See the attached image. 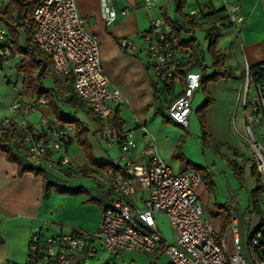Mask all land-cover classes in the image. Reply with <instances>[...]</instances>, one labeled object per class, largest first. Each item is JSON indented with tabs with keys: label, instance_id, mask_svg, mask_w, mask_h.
<instances>
[{
	"label": "built area",
	"instance_id": "1",
	"mask_svg": "<svg viewBox=\"0 0 264 264\" xmlns=\"http://www.w3.org/2000/svg\"><path fill=\"white\" fill-rule=\"evenodd\" d=\"M101 1L105 23L112 24L117 15L108 4L113 0ZM145 7L153 12L150 0L145 1ZM222 7L225 24L236 30L244 25L246 18L240 5L222 0ZM126 13L121 11L122 15ZM153 14L142 37L147 44L148 66L159 86L167 90L181 86L166 110V119L186 129L192 112L191 101L201 88L203 73L180 69V54L190 55V50L159 14ZM32 18L36 46L51 60L52 74L57 78L71 77L75 93L98 120L97 139L110 147L117 144L119 155L109 162L103 174H93L105 186L110 200L102 211L96 232L81 234L70 230L66 234L44 236L40 230L34 231L27 243L26 264H71L75 259L77 264H90L98 250L94 242L108 255L126 251L153 255L163 251L170 264H264V259L259 257L264 256L261 226L249 233L248 249H245L237 216L232 215V250L228 251L225 236L205 219L198 201L200 174L190 169L174 173L158 155L147 128L140 126L143 143L139 146L133 131L112 124L115 107L123 101V96L109 85L102 72L98 38L86 30L74 0H41ZM6 35L4 26L0 25L1 67L12 50ZM119 43L122 50L134 48L128 39ZM255 66L253 70L247 62L244 64L237 103L247 114L246 136L240 137L249 147L253 166L264 187V62ZM36 103L46 104L43 98L34 104L24 96L14 100L8 108L9 114L0 118V135L8 133L31 167L50 174L60 173L61 169L72 167L66 157V147L72 139L70 125H59L45 117H41L39 125H32L28 117L34 114ZM140 196L144 200L142 209L136 207ZM156 214L169 220L175 243L167 245L163 241Z\"/></svg>",
	"mask_w": 264,
	"mask_h": 264
},
{
	"label": "crops",
	"instance_id": "2",
	"mask_svg": "<svg viewBox=\"0 0 264 264\" xmlns=\"http://www.w3.org/2000/svg\"><path fill=\"white\" fill-rule=\"evenodd\" d=\"M145 1H111L108 7L117 16L112 24L107 25L102 15L103 1L74 0L78 15L85 20L86 30L98 38L102 72L107 76L109 85L120 91L123 96V101L115 107V110H118L119 118L122 120V128L134 132V140L138 142L139 146L143 143L140 126L147 128L150 131L158 155L176 174L189 170L183 168L181 162L175 159L174 154L178 151V148H180L181 154L187 163L205 168L214 183V191L211 193L205 184L199 185L196 189L198 201L205 219L213 225L218 233L225 236L226 245L232 248L231 216H237L239 234L244 243L245 223L242 217L264 216V208L259 207L262 206V203L257 207L258 211L251 210L249 206L246 208L244 206L243 196H246L244 192H248L249 189H246V183L243 186L238 178L243 173L245 180L248 168L241 159L242 156H240L241 152L238 147L231 143L225 135H218L215 130L217 127L216 121H208L211 139L227 146L219 149V155L211 150H206L201 140H199V133H192L190 126L183 129L166 119L165 113H162L160 108L167 110L176 94L181 90V86H176L174 90H166L156 84L148 66L147 44L142 37L149 29L150 20L154 16L153 13L162 17L160 12H166L169 20L172 22L177 21L178 26L182 28L181 40L185 42L191 38L196 40L199 65L203 68L205 67V54L202 51L201 43L195 37V32H203L204 36L205 28L217 26L220 29V37L216 43L215 51L223 55V67L231 73L232 77L219 79L217 83L208 81L204 86V90L201 85L199 90L202 91V94L200 92L198 97L203 100L206 91L210 93L209 91L212 88H217L218 83H221L222 86L226 85L230 107L232 106L236 110L234 107L235 96L242 88L244 64L247 62L250 66H255L264 62V0H228V2L240 5L245 14L244 25L237 30L233 26L225 24V11L222 7V0H155L158 11L153 7V12L146 9ZM6 3L7 0L0 1V14ZM179 3L182 7V14L194 18L191 25L182 21L176 12ZM187 7H189V10L184 12ZM124 10L127 11L126 15L121 14V11ZM166 26L169 27L167 24ZM169 29L172 31L170 27ZM121 39H128L133 42L134 48L122 50L119 43ZM18 56L12 57L10 54L9 57L15 60L17 64L20 60ZM207 56L211 62L208 54ZM179 58L180 69L188 72L191 66L190 55L182 52ZM12 66L14 67V65ZM208 68L213 74V68L211 66H208ZM193 70L200 71L198 65ZM50 73L52 74L51 68ZM58 79L61 81L65 77ZM20 80L22 81L21 77ZM58 84V88H60L61 85ZM55 86L50 88L54 89ZM155 93H157L159 103L154 99ZM24 94L30 98L29 101L33 104L39 99L35 96L32 97L29 90H25ZM60 104L59 107L62 113L78 118L89 130L90 137L88 141L91 144L94 156L95 148L99 149L103 146L96 137L98 129L96 117L87 115L84 111L74 114V110ZM35 105L34 114L28 118L30 120L36 115L39 116V120L35 123L31 122L32 125H39L41 117L56 121L50 111L49 104L36 103ZM84 107L87 111L90 109L86 103ZM237 107H239L238 103ZM226 110L228 112L224 114L223 120L226 131L229 130V118H234V123L239 124V126L243 125L242 115L237 117V113L231 115L232 110L230 108ZM8 112L5 111L4 117ZM81 112L87 118L84 119ZM89 117L93 118V123H90ZM70 129L72 139L66 147V157L69 164L75 169L88 168L90 175L94 173L103 174L102 170L97 167L92 168L89 166L83 149L76 145L74 127L70 125ZM91 138L94 141L92 143L90 142ZM104 153V159H98L95 156L94 158L103 163L115 159L109 155L108 151ZM231 166L235 167V170ZM238 174L239 177H236ZM251 183V187L255 186V182L251 180ZM42 186L41 176H36L31 172L19 174L17 163L8 161L6 154L0 150V264H26L27 243L34 231L40 230L44 236L66 234L70 230H75L81 234L96 232L101 222L102 210L110 202L108 193L103 188L107 202L98 198L97 195L102 193L101 190L91 194V202L87 200L89 197L83 192L79 194L51 192L48 196H45ZM139 199L136 207L142 209L144 200L141 199V196ZM248 221L249 233L253 231V228L264 224L258 221L256 217ZM163 241L165 240L163 239ZM162 256L166 255L163 251H158L149 260L152 264H158V262H161ZM140 257L142 256L133 255V252L126 251L120 255H109L108 259L105 258L103 262L105 264H126L127 262H129L127 264H135L143 260H139ZM71 264H77V260L75 259ZM161 264L163 263L161 262Z\"/></svg>",
	"mask_w": 264,
	"mask_h": 264
},
{
	"label": "trees",
	"instance_id": "3",
	"mask_svg": "<svg viewBox=\"0 0 264 264\" xmlns=\"http://www.w3.org/2000/svg\"><path fill=\"white\" fill-rule=\"evenodd\" d=\"M41 0H7L6 6L3 8V11L0 14V25L4 26L7 32V38L11 41L12 50L20 53L23 57L22 63L18 65L16 71L17 74L22 76V87L26 90L31 92L32 97H38L45 100V103L49 104L50 111L55 117L57 123L59 125L67 124L74 127L75 130V139L76 145H79L83 149V153L85 158L88 161L90 167H97L98 169L104 171L110 165L108 163L99 162L96 158H94L92 153L91 144H89L88 138L90 136L89 130L85 127V125L74 116L67 115L62 113L61 108L59 107V103L61 106L65 107H74L75 111H84L87 115L91 112L90 109L85 110V103L75 94L74 88L72 87V79L70 76H66L64 79V85L66 88L70 89V97L63 98L61 100V89L58 88L59 82L58 78H54V84L56 85L54 89L45 88L43 86V80L50 77V68H51V60L48 56H45L40 52L38 46H36L34 40V21L32 18V12L34 8L39 5ZM181 4L179 3L176 9L179 17L182 21L191 25L194 21V18L189 16H184L181 12ZM164 22L172 29L178 38L181 40L182 28L178 26L177 21H170L167 17L166 12H160ZM220 37V29L216 26H211L205 28V35L204 39L209 41V45L207 48V54L211 59V68H213L214 73L206 78L202 77V88L204 90V86L206 81L217 83L219 79H229L231 78V73L223 67V55L219 52L215 51V46ZM182 45L190 50V67L189 71L193 70L194 67L198 65V68L203 73V68L199 65V57L197 54V44L196 40L188 39V41L182 40ZM0 65V69H1ZM253 70H256V66H252ZM166 89V88H165ZM167 90V89H166ZM154 99L159 103V98H157V93L154 94ZM205 102H208V98ZM205 104V103H204ZM203 107V106H202ZM202 107L199 109L201 110ZM92 113V112H91ZM112 118V124L117 128L122 127V120L119 118L118 110H115ZM95 116V115H94ZM97 120V118H96ZM164 122H166L164 120ZM201 125L206 130L205 121L201 119ZM97 126L99 127V123L97 120ZM210 136L208 131H205L204 137ZM204 143V141H203ZM207 142L205 143V146ZM0 150L6 154V159L10 162L17 163L19 167V174L23 172H31L34 175H39L43 181V189L44 195L48 196L52 191H56L57 193L61 194H79L80 192L87 194V200L91 201V194L87 191V189L80 187L78 188H71V187H63L57 184L55 181L48 182L47 173L39 168L31 167L25 160L23 156V152L20 151L21 148L17 146L16 142L10 138L8 133H4L0 135ZM175 159L181 162L182 167L195 170L200 174L202 184L208 188V190L213 193L214 191V183L210 179L209 173L197 165H190L184 159L183 155L181 154L180 148L174 154ZM251 173L255 174L258 179V176L255 172V167L251 165ZM233 170L235 167L231 166ZM60 173L64 176L71 178L74 176H89L90 173L88 168H79L75 169L72 167H66L65 169H61ZM259 190L260 187L257 185ZM92 202V201H91ZM252 209L254 211H258L257 204L255 199L252 198ZM103 211V210H102ZM260 213V212H259ZM264 223V218L260 220ZM264 225V224H262ZM260 259H264V256H259Z\"/></svg>",
	"mask_w": 264,
	"mask_h": 264
},
{
	"label": "rangeland",
	"instance_id": "4",
	"mask_svg": "<svg viewBox=\"0 0 264 264\" xmlns=\"http://www.w3.org/2000/svg\"><path fill=\"white\" fill-rule=\"evenodd\" d=\"M153 5H154V9L156 11H158V5L156 4L155 0H150ZM153 9V10H154ZM152 10V11H153ZM189 10V7L184 9V12H187ZM195 37L196 39L201 43V47H202V51L205 54V64L203 67V73H204V77L208 78L212 75V71L208 68V66H211V62L207 56V48L209 45V41L204 39L203 36V32L200 31H196L195 32ZM11 55L12 57L15 55H19L18 58H20L19 62L16 64L15 60L11 59L10 57H8L7 60H4L3 64H5L6 62H9L8 64H5L4 66H2V68L0 69V118L4 117L5 115V111H8V108L10 106V104L16 100V99H20L23 96L26 99H30L27 97V95L24 94L25 90L22 87V82L20 80V77L22 79V76L20 74H17V67L18 65H20L22 63V55L14 50H11ZM17 61V60H16ZM14 65V67L12 66ZM51 74V73H50ZM20 77H19V76ZM56 78L53 74H51L50 77H47V79L43 80V86L45 88H50V87H54V78ZM58 82L61 85V100L63 98H69L70 97V89L66 88L64 86V80H58ZM206 83H208V81H206ZM223 89V90H220ZM222 91V92H221ZM202 91L201 90H197L195 92V98L191 101V115L189 118V124H188V128L190 126V130L192 133L197 132L199 133V140H201L203 147L207 150H211L213 153H215L216 155H219V149L221 147H227L224 144H220L219 142L211 139V135L210 136H206L204 137L205 131L207 130L208 133L210 134V125L208 124V121H216L217 122V127L215 128V130L217 131L219 136H226L227 138H229L230 142L235 144V146L238 147L239 151L241 152V159L243 161V163L245 164V166H247L248 171H247V178H245L244 180V176L243 173L242 176L240 178H238V181H240V183L244 186L245 184V188L249 189L248 192L245 191L244 193L246 194V196H243V200L245 202V208L247 206H249V208L252 210V198L255 199V202L257 204V207L259 206V204L262 206H259L261 208H264V187H262V185L260 184V182L257 180V177L255 176V174L251 173V166L253 165V161L251 158V152H249V147L247 145V143L240 137L241 135H245L246 136V129H245V124L243 123L242 126H239V124L234 123V118L230 119V121L228 122V127L229 130H225L224 129V124H223V120H224V114L226 112H228L226 109L230 108L232 110L231 115L234 113H237V117H240V115H242V119L244 120V118H246V113L243 112L242 109H240V107H237V99H238V95L235 96V109L231 106L230 107V101H229V95H227L226 92V85L222 86L221 83H218L217 88H212L211 91H209L210 93H208L206 91L205 95L203 96L204 99L201 100L200 97H198V94ZM76 94V93H75ZM208 98V102H205L206 99ZM205 103V104H204ZM203 106V107H202ZM202 107L201 110H199ZM68 108V107H67ZM69 109L74 110V107H69ZM160 111H162V113H165V116H167V112L166 110H164L163 108H160ZM79 112V110L74 114H77ZM9 113V112H8ZM8 113H6V116L8 115ZM82 116L85 119V117L87 118V116L84 115L83 112ZM90 116H93L95 118V116L90 112L89 113ZM37 118V120H36ZM204 119L205 121V125H206V130L205 128L202 127L201 125V119ZM39 120V116L34 115V117H32L30 119V122L35 123L36 121ZM89 121L90 123H93V118L89 117ZM183 130V129H182ZM90 137V136H89ZM204 141V143H203ZM91 143L94 142L93 139L91 138ZM207 142V145L205 146V143ZM103 146H101L99 149L95 148L94 150V156L98 159H104L105 158V151H108L109 155L111 157L114 158H118L119 155V148L117 146V144H113L111 147L108 146V144H104L102 143ZM182 144V143H181ZM180 144V145H181ZM105 148V149H104ZM222 156V155H221ZM220 156V157H221ZM47 178H48V182L51 181H55L57 184H59L60 186L63 187H71V188H78L80 189V187H83L85 189H87V191L90 194H94V192H98L99 190L102 191V193H98V198L102 201H106V195L104 194V191L102 190V188L106 191L105 186H102L101 183L99 182V180L97 179V177L93 176V175H89V176H74L71 178H68L66 176H64L63 174H60L58 172H54V173H47ZM236 177H239V174L236 175ZM251 180L253 182H255V186L251 187L252 183ZM66 185V186H65ZM257 185H259L260 189L256 190ZM52 192H56V191H52ZM259 200V202H258ZM256 217V219L258 218V221H260L262 218H264V216H253ZM253 217H242L244 218V240H245V249H248L247 247V243H248V239H249V221L253 219ZM156 222H157V227L159 228V232L161 234V236L163 237V239L166 241V244H173L175 243V237H174V232L169 224V220L166 219L163 215L161 214H157L156 215ZM254 229V228H253ZM261 230L264 231V225L261 226ZM93 244H95V246L97 247L98 251L97 254L95 255V258L91 260L90 264H102L103 261L106 259H108L107 257L109 256L108 254H106L105 252H103L102 248L100 247V245L97 242H94ZM228 251H231L232 248L228 247ZM133 252V251H131ZM133 255H140L142 257L139 258L143 259L140 260L139 262L135 263V264H152V262L149 260L151 259L152 255H148L142 252H133ZM150 256V257H149ZM161 262L163 264H169L170 260L167 256H162L161 258ZM161 262H158V264H161ZM129 263V262H127ZM126 263V264H127Z\"/></svg>",
	"mask_w": 264,
	"mask_h": 264
}]
</instances>
